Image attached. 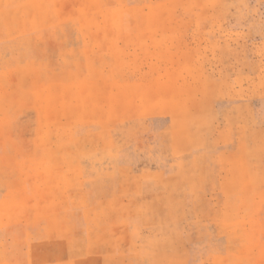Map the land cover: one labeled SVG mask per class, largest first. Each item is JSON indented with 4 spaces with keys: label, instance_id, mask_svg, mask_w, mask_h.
I'll use <instances>...</instances> for the list:
<instances>
[{
    "label": "rangeland",
    "instance_id": "obj_1",
    "mask_svg": "<svg viewBox=\"0 0 264 264\" xmlns=\"http://www.w3.org/2000/svg\"><path fill=\"white\" fill-rule=\"evenodd\" d=\"M0 264H264V0H0Z\"/></svg>",
    "mask_w": 264,
    "mask_h": 264
}]
</instances>
